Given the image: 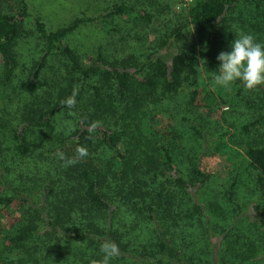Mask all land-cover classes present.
Wrapping results in <instances>:
<instances>
[{
    "label": "trees",
    "instance_id": "1",
    "mask_svg": "<svg viewBox=\"0 0 264 264\" xmlns=\"http://www.w3.org/2000/svg\"><path fill=\"white\" fill-rule=\"evenodd\" d=\"M26 1L0 0L1 85L16 67L13 45L28 16ZM141 1L144 10L121 1L102 16L79 17L54 31L33 20L44 46L25 66L27 74L19 82L24 96L10 112L0 110V187L28 195L39 209L23 200L18 204L11 231L0 230V264H93L103 258L106 239L119 245L120 255L111 264H248L261 251L264 235L245 221H232L221 238L222 254L215 257L208 241L212 223L204 211L211 203L199 198L210 174L201 170L199 155L185 156L188 164L177 167L150 122L178 118L193 136L203 138L193 85L203 79L201 73L214 85L216 57L241 32L260 42L263 15L257 9L264 0H251L253 13L243 17L235 14L240 0H194L186 11L174 13L170 0ZM124 15L125 27L109 20ZM95 20L106 26L113 43L98 45L90 64L82 66L62 38L78 24ZM126 39L135 46L118 52ZM51 51L64 57L67 80L37 79ZM167 52L170 57L164 58ZM76 85L79 92L70 109L61 102ZM231 86L240 94L243 83ZM185 89H190L188 97H180ZM246 91L251 93L247 105L254 102L252 96L263 105L262 116L239 126L249 135L250 127L264 122V85ZM61 116L68 125L57 132L52 120ZM93 121L102 123L91 129ZM79 146L88 155L65 167L57 152L75 157ZM243 152L264 194V143L247 145ZM230 196L227 192L229 202ZM11 201L0 191V205ZM235 244L237 260L229 254Z\"/></svg>",
    "mask_w": 264,
    "mask_h": 264
},
{
    "label": "rangeland",
    "instance_id": "2",
    "mask_svg": "<svg viewBox=\"0 0 264 264\" xmlns=\"http://www.w3.org/2000/svg\"><path fill=\"white\" fill-rule=\"evenodd\" d=\"M91 1L89 2L92 7H95L94 1ZM121 1L135 6L138 5L136 8L141 7L140 10L145 9L144 0V3L141 0H109L108 5H117ZM135 1L141 2L143 5L135 4ZM98 2L100 3L99 0ZM166 2L168 1L166 0ZM26 5L28 16L22 20L21 34L13 45L17 61L16 67L8 83L3 85L0 83V110L3 107L6 109L1 111L2 113L10 112L14 102L16 103L18 97H21L19 82L27 74L25 66L28 65V62L31 63L37 60L40 55V48L44 46L34 28L33 20L43 23L47 31H54L67 26L73 19L86 17L93 10L92 8L90 11V4L86 0H27ZM171 9L173 13L178 12L174 9L173 4ZM146 10L149 9L146 8ZM253 10L254 6L251 0H240L235 14L243 17V14L248 12L253 13ZM257 11L260 15H263L261 23L263 24V33L259 41L264 44V1L259 3ZM126 14L130 18L134 15L130 12ZM109 20L114 26L119 28L125 27L127 23L125 15L124 17L114 16L109 18ZM153 24H156V22L150 25ZM95 28L90 25L86 27L84 23H80L73 31L62 38V43L72 50L78 63L82 66L90 64L97 51L96 46L108 47V45L113 43L110 42L111 39H107L108 34L106 31L104 32L106 26H103V31H100L99 25ZM140 29L142 30V28ZM135 44L136 42L126 39L125 44L122 41L117 51L123 52L130 46L134 47ZM105 51L108 52L110 50H102V52ZM222 51H231V47L223 46ZM163 57L169 58L170 52L163 54ZM65 64L66 61L62 55L51 51L46 58L44 68L38 73L37 79L50 80L51 78H58L62 80L65 77L67 80L69 77L66 73L64 75ZM199 68L201 69L200 64ZM201 74L203 79L201 78L197 84L193 85V88L197 90L194 95V102L195 111H197L198 115L197 122L202 125V139L193 136L188 123L184 120L180 121L178 118L170 121L169 118L160 116L157 121L153 120L150 124L155 133H157L158 143L166 147L170 155L175 160H178L177 167L184 168L188 164L187 160H184L185 156L199 155L201 170L210 174L209 179L199 191L201 193L199 198L202 201L211 203L210 206L204 207V211L209 215L212 223L210 225L212 231L208 241L211 243L214 255L218 259L222 254H220V250L224 247L221 243V238L225 232H228L232 221H245L251 229L264 235L263 190L256 180L257 172L249 167V160L243 152L247 145L263 146L264 122L261 120L257 128L250 127L248 129L251 131L249 135L244 134L245 131L239 128L246 122L262 116L263 105L254 96H252L254 102L247 105L246 99L251 93H248L244 86H242L240 94H236L232 86L224 88L208 84L204 74ZM190 89L182 90L180 97L187 98ZM176 112L180 114L179 110H176ZM52 122L57 128V132L62 130L65 125H68V120L62 118V116L54 118ZM253 129L258 132V136L253 133ZM215 145L218 148L217 151L213 152ZM0 191L4 196H12V201L8 206L0 205V230L2 231H11L17 217L16 209L22 200L28 204L32 203L39 209V205L32 202L28 195L23 193L14 194L6 186H1ZM227 192L231 193V202L227 201ZM215 194L218 196L214 197ZM239 226L243 227L244 224L239 223ZM190 243L188 242L189 245ZM237 244L234 245V251L230 250L229 252L230 256L235 258V260L241 258L232 255L234 252H239ZM262 245L263 247L261 245L258 247V250L260 249L261 251L259 250L260 252L251 258L248 264H264V243ZM202 247V249L208 250L210 246L204 245ZM225 262L227 263L228 260Z\"/></svg>",
    "mask_w": 264,
    "mask_h": 264
},
{
    "label": "clouds",
    "instance_id": "3",
    "mask_svg": "<svg viewBox=\"0 0 264 264\" xmlns=\"http://www.w3.org/2000/svg\"><path fill=\"white\" fill-rule=\"evenodd\" d=\"M216 59L220 62L218 74L214 76V85L229 88L234 82L241 81L246 89L252 90L264 85V44L257 42L250 33L239 34L231 43V51H222ZM79 86L73 87L71 95L62 101L68 108L75 107V97ZM101 121H93L91 129L101 125ZM88 155L86 147L79 146L75 157H66L63 152H57V157L68 167L76 164ZM100 251L103 258L93 261V264H111V260L120 255L119 245L111 240H104Z\"/></svg>",
    "mask_w": 264,
    "mask_h": 264
},
{
    "label": "crops",
    "instance_id": "4",
    "mask_svg": "<svg viewBox=\"0 0 264 264\" xmlns=\"http://www.w3.org/2000/svg\"><path fill=\"white\" fill-rule=\"evenodd\" d=\"M89 1L90 0H86V2L90 4V7L88 5L87 6L90 8V11L92 10V8H93V10H92V13L90 12V14L87 15L86 17L97 18L98 16L104 15L109 10L108 9L109 8V5H108L109 4V0H99L100 3L98 2V0H92L95 3V7L94 6L92 7V4ZM97 22H99V21L95 20L93 22L92 21L85 22V26L88 27L90 25L91 27L95 28V27H97L99 25L100 28H101L100 31H103V26H104L103 23L102 22L101 23H97Z\"/></svg>",
    "mask_w": 264,
    "mask_h": 264
},
{
    "label": "built area",
    "instance_id": "5",
    "mask_svg": "<svg viewBox=\"0 0 264 264\" xmlns=\"http://www.w3.org/2000/svg\"><path fill=\"white\" fill-rule=\"evenodd\" d=\"M176 11L182 12L186 11L194 0H170Z\"/></svg>",
    "mask_w": 264,
    "mask_h": 264
}]
</instances>
